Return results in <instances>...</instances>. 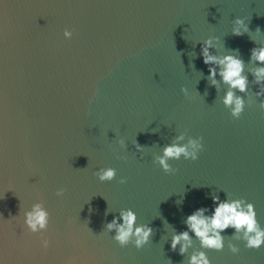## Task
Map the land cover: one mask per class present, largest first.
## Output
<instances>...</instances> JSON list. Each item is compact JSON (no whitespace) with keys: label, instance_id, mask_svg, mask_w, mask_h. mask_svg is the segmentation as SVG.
<instances>
[{"label":"water","instance_id":"95a60500","mask_svg":"<svg viewBox=\"0 0 264 264\" xmlns=\"http://www.w3.org/2000/svg\"><path fill=\"white\" fill-rule=\"evenodd\" d=\"M236 18L249 27L239 37ZM206 39L210 54L243 61L247 90L231 89L245 101L238 119L222 103L229 85L208 79ZM253 47H264V0H0V264H189L194 251L210 264H264V245L245 248L232 228L222 251L190 231L183 256L170 250L188 215H211L213 196L252 203L264 228V78L253 75L264 63ZM181 134L202 137V150L170 159L165 174L154 155ZM109 167L115 178L100 181ZM37 204L48 222L31 232L25 214ZM122 209L153 229L140 250L106 230Z\"/></svg>","mask_w":264,"mask_h":264},{"label":"clouds","instance_id":"9594fccd","mask_svg":"<svg viewBox=\"0 0 264 264\" xmlns=\"http://www.w3.org/2000/svg\"><path fill=\"white\" fill-rule=\"evenodd\" d=\"M234 23L236 27L232 29V35L239 37L249 31L248 24H245L243 18L234 19ZM256 31L259 32L260 28L257 27ZM63 35L64 37L71 38L72 32L65 29ZM211 47L212 40L206 39L203 45H201L200 51L203 63L206 66L214 65L207 69L208 79L212 85H215V77L219 75L222 78V82L229 85L230 90L225 93L222 103L225 107L229 108L231 117L238 119L244 110L245 101L242 97L236 96L231 89L235 88L240 92L247 90V78L241 75L243 61L233 55H225L222 58H218L210 54L209 48ZM250 57L259 63H264V47H253L250 49ZM216 66H219V71H217ZM253 75L256 78V84L260 86L262 78H264V67L257 68ZM181 91L183 92L184 89L181 88ZM256 95H264V86L260 87ZM259 108L264 111V102L259 104ZM183 140V134L176 136L174 142L166 144L163 147L161 155H154L153 163L158 164L165 174L176 171L167 163L170 159L178 160L183 157L185 160L190 159L195 161L198 157V152L202 150V137L189 139L187 143H180ZM119 143L123 144V141L121 140ZM134 148L137 153H140L141 158H143L144 146L135 143ZM118 158L124 159V157ZM96 175L100 181H111L116 176V170L111 167L101 168ZM125 182V178H121L119 181L120 184H124ZM64 191L65 189L60 188L56 195L62 197ZM212 201L214 208L210 216L204 215L209 209L201 207L186 217L184 223L187 230L181 231L171 237V251H177V245L179 244L178 253L183 256L188 248L193 246V240L189 236V231L197 238L200 248L222 251L224 248V237L221 233L228 228L234 229L235 233H242V235L234 233L231 239L244 241V247L247 249L255 250L264 245V228H261L256 219L252 203L245 202L243 198L220 201L218 196H213ZM136 219V214L131 209H122L119 213L121 223L118 224L117 218L114 217L105 227L107 231L115 229L116 234L112 239L121 247L131 243L137 250H140L149 242L150 237L153 235V229L147 224L136 225ZM47 222L48 213L39 204L34 205L33 210L25 214V224L31 232L44 229ZM40 243L44 249H47L50 242L47 238H41ZM228 249L233 254L239 252V249L231 242L228 243ZM64 264H77V261L72 258L65 261ZM189 264H210V260L204 251H194L189 257Z\"/></svg>","mask_w":264,"mask_h":264}]
</instances>
